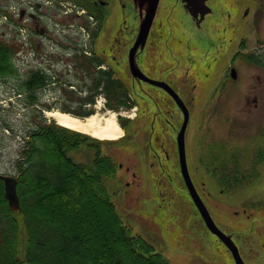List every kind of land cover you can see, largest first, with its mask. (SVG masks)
I'll return each instance as SVG.
<instances>
[{
	"label": "rangeland",
	"instance_id": "rangeland-1",
	"mask_svg": "<svg viewBox=\"0 0 264 264\" xmlns=\"http://www.w3.org/2000/svg\"><path fill=\"white\" fill-rule=\"evenodd\" d=\"M122 2L127 8L120 10V14L116 13L117 8L112 11L111 19L117 23L112 31L107 26L102 47L120 30L119 16L126 21L122 28L126 23L128 27L134 26L129 0ZM118 4L115 2L112 8ZM171 4L169 0L163 5ZM209 4L214 13L207 16L199 30L206 43L196 42L193 36L191 43L183 40L175 45L155 34L143 66L150 73L166 72L164 77L174 80V87L187 101L191 116L187 131L189 169L213 219L224 232L233 235L245 263L264 264V0H212ZM102 11L108 14L111 9ZM169 12L168 9L167 16ZM172 13L178 25H174L177 42L183 36L181 24L195 30L194 22L180 8ZM3 30L8 28L0 26V34ZM184 32L191 36L190 32ZM15 38L9 34L5 39L16 46L13 60L20 79L0 77V174L11 177L18 173L16 161L29 129L42 119L53 120L46 115L48 109L74 113L82 108L91 110L93 115L110 112L104 97L93 104L80 103V98L87 94L84 86L89 83L90 73L69 59L75 53L71 56L55 50L43 59L35 50L37 38L28 42ZM232 56L238 70L236 81L230 77ZM249 57L260 62L250 61ZM34 70L56 77L58 83L36 92L39 104L29 106L25 93L21 99L18 94L24 89L22 80ZM120 73L128 83V70L120 69ZM224 80L230 84L218 88ZM126 87L135 106L119 111L129 120L125 137L116 142L97 143L95 148L83 146L72 151L71 156L76 162L91 165L99 148L100 153L116 160V175L106 184L120 217L134 234L145 238L171 264H236L231 252L206 228L183 183L171 151L177 147L176 131L181 120L174 102L164 92L146 84L140 88L128 83ZM162 144L169 150L168 160L158 150ZM213 163L218 167L216 170L210 165ZM132 173L137 176L134 178ZM217 178L229 181L232 189ZM12 234L24 241L22 231Z\"/></svg>",
	"mask_w": 264,
	"mask_h": 264
},
{
	"label": "trees",
	"instance_id": "trees-1",
	"mask_svg": "<svg viewBox=\"0 0 264 264\" xmlns=\"http://www.w3.org/2000/svg\"><path fill=\"white\" fill-rule=\"evenodd\" d=\"M7 48L3 54L0 47V73L15 78L16 46ZM51 83V76L33 71L20 90L29 99L26 104H39L35 93ZM100 84L101 79L95 88ZM118 89L116 108L131 107L123 99L124 85ZM80 103L86 102L80 98ZM24 138L16 161L19 212L10 209L0 180V264H171L120 217L106 184L117 171L116 160L99 148L91 165L71 156L83 146L95 148L97 140L46 119ZM18 230L24 243L12 234Z\"/></svg>",
	"mask_w": 264,
	"mask_h": 264
},
{
	"label": "flooded vegetation",
	"instance_id": "flooded-vegetation-1",
	"mask_svg": "<svg viewBox=\"0 0 264 264\" xmlns=\"http://www.w3.org/2000/svg\"><path fill=\"white\" fill-rule=\"evenodd\" d=\"M168 1L169 0H160L156 13V18L154 20L148 39L146 41V45L143 49L142 48L138 49L135 60L137 66L139 67V69L142 71L143 74H145L148 78H150L153 81L165 83L181 99V101H183V103L189 109V106L187 105V101L185 100V98H183L181 93L174 87L173 84L174 80L166 79L164 77V75L167 74L166 72L157 71L150 73L149 71L145 70L143 66V64L146 65L145 61L148 58L149 45L151 44V39L155 34H158V36L156 37L162 39L164 42L166 41L172 43L175 42V45L177 43L180 44L183 40H187L188 43H191L192 42L191 38H193V36L196 42L198 41V43L201 44L206 43L202 38L200 32L198 31L201 28L203 21L202 22L199 21L200 22L199 23L197 19H193L192 16L184 9L181 0H171L172 4L167 5L168 7L167 8L166 5L163 4ZM211 1L212 0H208V4ZM115 2H118L119 4L117 5V7L112 8ZM129 2H130V9L132 12L131 21L134 24V26L128 27L126 23L125 27L122 28L121 26H123L126 21L125 19L123 20L122 18L120 19L119 16L118 27H120V30L118 31V33L115 34L113 39L106 46L102 47V43L105 35L104 32L107 26L108 29L112 31L114 30L117 23L116 19L115 20L111 19L112 11L116 10L117 8L118 12L116 11V13L120 14V10L127 8V4L122 2V0H0V26L2 27L5 26V28H8L7 31L3 30L2 33L0 34V45H1L0 47L4 54L5 51L8 49L6 43L9 42V40L5 38L10 34L13 35L14 37L23 36L26 39L32 37L37 38L36 40L37 53H40L41 58L43 59H44L43 56H47V54L50 53V51L51 53H53V50L72 51V52H78L80 54L84 53L85 55H89L91 58L93 57L94 59L92 60H94L93 61L94 63L90 65L86 64L85 69H87L88 71L91 70L92 77L95 78L94 82L97 81V78H100L102 81L101 87L99 91L96 92L95 95L96 101L98 100V98L104 97L105 99L107 98L108 101L115 102L116 97L120 96L119 95L120 89H118V87H120L121 85L127 86L128 83H131V86H139L140 88H143V86L146 84L153 87L156 90L164 92L167 98L171 99L174 102L175 107L180 114L181 120L179 125L177 126L180 127L176 131L177 133L176 141H177L178 133L180 132L185 121V113L183 109L178 106L175 98L166 89L158 87L157 85H154L152 83H148L147 81L135 78L130 72L129 61H128L129 51L136 42L139 32L136 29L137 28L139 29L142 17L146 12V7L145 5H140L138 1L129 0ZM73 4H79L86 8V14L84 16H79L78 20L84 26L90 29L91 32L89 36L91 43L90 53L84 50V47H81V44H74L73 39L71 37V34L74 33L73 28L75 27L74 24L75 18L70 15V10H71L70 8L73 6ZM108 8L111 9V12L105 14L102 10L107 12ZM175 8H180L184 10V12L188 14V16L191 18L192 23L193 22L195 23V26L193 24V27L194 28L196 27L195 30H191L188 29V26H186L184 23L183 24L180 23L182 25V29L186 32H190L191 36H188L187 34L185 35V32L183 31L181 32V34H183L182 39L178 40L177 42L175 41L177 29L176 30L174 29L177 28L178 25L175 19L173 18V13H172V11L175 10ZM165 9H166V13H163ZM168 9L170 10L169 16H167ZM92 20L94 21L93 24H95L94 27H92L91 24ZM170 21H172V28L170 26ZM163 23L165 25L164 28H162ZM174 25H177V27H174ZM126 28L127 30H125ZM156 37H154V39ZM187 46L190 45L188 44ZM69 59L72 62H74V57H70ZM233 60H236L234 56H232V58L230 59V65H229L231 78H232L231 69L236 68L237 70V67L234 65V62H232ZM127 64H128V68H127ZM4 65L6 66V64ZM120 69L128 70V74L126 73L129 78L128 83L125 82L121 77ZM159 69L161 71L162 68L159 67ZM237 76H238V70H237ZM89 77H91V74L89 75ZM225 81L226 80H224L223 84H221L222 83L221 82L220 85H218V88L223 87L224 84L226 85L230 84L229 81L228 82ZM233 81H236V79H233ZM112 88H114V91H112ZM211 95L212 94H210V96ZM201 97H202V93H200L199 99ZM123 99L128 101L129 103H134L133 101L134 98L131 96L130 93L128 97H123ZM132 108L133 107L128 108L127 111L132 110ZM158 110L156 111L157 113ZM90 111L84 110V112L87 114L90 113ZM157 117L158 115H156L154 118ZM169 122L170 121L167 118L166 123L168 125ZM152 130L153 131L155 130L154 122H152ZM187 142H188V134L186 133V144H185L184 152L189 168L190 157L188 154ZM160 146L161 149L158 150L162 151L164 153V156L168 160L170 157L169 150L167 149L165 144H162ZM171 151H173L172 153L176 157V161L179 164L181 177L183 183L185 184L184 177L182 175L180 150L178 144L176 148H171ZM157 153H158L157 157H160V153L159 152ZM138 155H140V153H138ZM139 160L141 161L142 159ZM245 161L246 160H244V162ZM230 164L234 165L233 163ZM210 165L213 166L215 170L218 168L215 163ZM145 166H147L146 163ZM119 167L122 168L123 165H119ZM141 167H142V163H141ZM126 170L127 172H129L130 168L127 167ZM212 172L215 171L212 170ZM189 173L192 181H194L193 180L194 175L192 174L190 169H189ZM132 176H134L135 178L137 175L132 173ZM219 176L222 177V175L220 174Z\"/></svg>",
	"mask_w": 264,
	"mask_h": 264
},
{
	"label": "water",
	"instance_id": "water-1",
	"mask_svg": "<svg viewBox=\"0 0 264 264\" xmlns=\"http://www.w3.org/2000/svg\"><path fill=\"white\" fill-rule=\"evenodd\" d=\"M138 1L141 5L146 6V17L141 23L140 27V33L137 38V41L134 45V47L130 51L129 55V62H130V68L131 72L134 77L141 78L149 83H152L154 85H157L159 87H162L166 89L176 100L177 104L183 109L185 113V122L181 129V132L178 135V145L180 150V158H181V168H182V174L185 178V182L187 185V188L190 192V195L197 206L198 210L201 213L202 218L204 219L206 226L208 229L215 234L232 252L233 257L235 259L236 264H245L243 261L239 248L232 240V237L230 235L225 234L223 231H221L218 226L215 224L213 218L211 217L207 207L205 206L204 202L200 198L192 180L189 175L187 162H186V156H185V131L188 125L189 121V113L187 108L185 107L184 103L180 100V98L163 82L153 81L149 78H147L145 75L141 73V71L138 69L136 62H135V53L139 47H144L149 31L151 29L153 20L155 18V14L157 11V7L160 0H135ZM185 3L186 9L194 16L198 17V15H201V20L205 18V16L211 12V9L206 5V0H182ZM195 24V23H194ZM233 77H236L235 70L232 71ZM5 196L9 202V205L12 210H19L20 209V201L19 197L16 191V184L7 178H5Z\"/></svg>",
	"mask_w": 264,
	"mask_h": 264
},
{
	"label": "bare ground",
	"instance_id": "bare-ground-1",
	"mask_svg": "<svg viewBox=\"0 0 264 264\" xmlns=\"http://www.w3.org/2000/svg\"><path fill=\"white\" fill-rule=\"evenodd\" d=\"M46 115L54 119L61 126L101 140L117 141L124 133L115 112H107L106 115L97 113L87 118H78L68 112L50 110L46 111Z\"/></svg>",
	"mask_w": 264,
	"mask_h": 264
}]
</instances>
